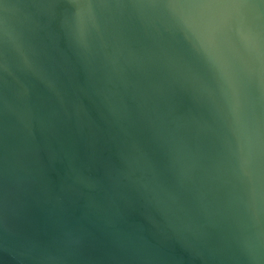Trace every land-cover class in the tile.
<instances>
[{
    "label": "water",
    "instance_id": "1",
    "mask_svg": "<svg viewBox=\"0 0 264 264\" xmlns=\"http://www.w3.org/2000/svg\"><path fill=\"white\" fill-rule=\"evenodd\" d=\"M0 264H264V0H0Z\"/></svg>",
    "mask_w": 264,
    "mask_h": 264
}]
</instances>
